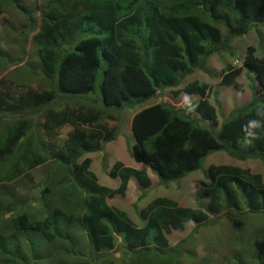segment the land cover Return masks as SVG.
I'll return each instance as SVG.
<instances>
[{"label":"trees","instance_id":"1","mask_svg":"<svg viewBox=\"0 0 264 264\" xmlns=\"http://www.w3.org/2000/svg\"><path fill=\"white\" fill-rule=\"evenodd\" d=\"M0 7L19 11L28 23L14 62L21 66L26 59V68L20 78L0 79V228L9 229V238L0 240L2 264H26L23 243L32 255L28 264L51 258L60 264H116L118 248L121 264H193L186 241L171 246L167 235L187 222L216 227L227 214L242 228V238L234 235L245 247L243 223L264 217L262 175L211 165L206 207L185 208L159 197L139 212L145 222L140 228L107 200L124 195L131 178L148 195L147 172L121 162L110 169L104 159L103 168L120 181L110 190L91 172L87 156H105L121 134L126 109L171 89L199 99L184 109L162 100L131 119V155L163 186L204 171L213 153L264 165V35L262 56L249 46L243 60L247 77L256 74L252 99L221 124L222 103L212 85L193 81L177 90L198 73L215 79L211 57H237L235 39L264 27V0H49L31 7L0 0ZM29 36L35 62L25 53ZM7 54L0 47V66L13 64ZM221 72V85L242 91L240 68L227 65ZM37 168L43 169L41 181L28 193L4 188L21 181L15 185L21 189ZM249 242L251 249L233 253L226 264H264V233L254 231ZM198 264L211 261L204 257Z\"/></svg>","mask_w":264,"mask_h":264},{"label":"rangeland","instance_id":"2","mask_svg":"<svg viewBox=\"0 0 264 264\" xmlns=\"http://www.w3.org/2000/svg\"><path fill=\"white\" fill-rule=\"evenodd\" d=\"M47 1L49 0H22V3L27 7H31L43 5ZM0 8V47L3 50H6L8 52L7 55H9V58L13 60V64L9 63L8 65L5 64L0 66V79L20 78V72L26 68V59L23 63L24 65L22 64L23 66H17L14 62L20 54L18 53V48L21 47L22 44V37L20 33L23 29H25V26L28 23L24 15L19 11L10 7H5L4 9H2V7ZM260 34L264 35L263 26H259V28L256 30H252L243 38L238 37L240 43L239 47L237 48V57L233 60L232 58H230L231 60L227 58L230 61L229 63L235 62L236 64H228V61L222 62L221 64V67H223L222 70H224L227 65H232L242 70L241 75L238 78V84L240 87H242V91L220 84L219 76L221 75L222 70L217 67V63L214 65L213 61L217 57L221 58L224 56L215 55L214 58L211 59V68L209 67V69L213 71L214 75H216V78L212 79L211 77L207 76V79L211 81L210 85H212L213 90L219 92L220 95L219 98L222 103V109L220 110L218 117L220 124L222 123L223 119L228 116L233 108L245 105L252 99L251 87L253 85L252 81H255L256 79V74L252 72L251 77H247L248 70L243 65V60L246 55V49L249 46H252L255 49V55L257 57L263 54V37H261ZM24 44L27 58L32 59L34 62L37 61V56L34 50L35 46L30 36L28 41ZM33 67L35 70H38L36 66ZM187 84H189V82L184 80L183 85L177 90ZM174 91L175 90L167 89L164 91L162 98L157 96L142 106H137L133 109H126L124 112V122L121 129V134L117 141L106 146L105 156L102 153H94L87 156V158L91 160V172L97 176L102 186H105L110 190L118 189L120 181L119 179L111 178L108 170L103 168L104 159L110 165V169L115 163L121 162L126 167L144 170L147 172L149 178L151 179V186L148 190V195L142 196L145 191L139 186L134 178H131V182L129 181L130 184H128L127 191L124 195L115 194L112 198H108L107 200L109 206L125 212L134 222V224L140 228L144 227L145 222L141 220L139 212L159 197H168L177 202L181 207L185 208L196 209L200 206V204H202L203 207H206L207 200L203 196V191L205 184L209 183L206 176V171L211 165H232L242 169H249L255 174L262 175L264 179V165L260 161H238L229 157L224 152L213 153L211 156H209L205 162L204 171L191 173L180 183H172L169 186H163L159 182V179L155 173L152 172L149 167L136 162L131 155V149L135 143V139L131 132L132 117L142 108L156 104L162 100L167 101V103H171L177 108L184 109L190 107L193 102L195 103L199 99L198 96H185L184 94L176 96L173 93ZM201 122L202 124H207L206 122ZM42 174L43 169L37 168L31 172V177L28 180H24V186L21 189L16 188L15 186L17 185L16 183H20L21 181L12 184L10 183L4 188L6 190L15 192V194L23 195L24 193H28L32 187L40 183ZM30 179L32 181H30ZM40 204L41 203L38 202L37 205ZM224 216L225 218L220 221L219 225L213 228L205 227L199 229L193 222H187L183 229L174 230L171 234L167 235L169 244L171 246H175L181 241H186L185 249L193 255V264H198L204 257L210 259L211 264H226V259L231 257L233 253L241 251L242 248H252V244L249 242L250 236H252L253 232L256 230H258L260 234L264 233V217L262 214L258 216H250L251 219L246 224L243 223L244 237L242 245L245 247H241L239 241L236 243L234 233L237 235L239 234L240 238H242V228L240 229L239 226L235 225L236 222L234 223V214H227ZM7 230H9L8 227L0 228V234L2 233L4 235L2 238H0V240L3 242L5 241L6 237L9 238V236H5L8 234ZM82 244L81 249L83 253H85L86 248L84 249V243ZM22 250L25 252L27 259L26 264H28L32 255L29 252L27 244H22ZM118 250L115 251L116 253L113 256H115L117 259L116 264H121L123 261V256L120 255ZM120 250H122V248H120ZM51 251L54 250L49 249L48 252L51 254ZM184 259H187L186 256ZM53 262L54 261L51 258L48 260V262H39L37 264H60L59 262ZM0 264H2L1 257ZM189 264H191L190 260Z\"/></svg>","mask_w":264,"mask_h":264},{"label":"crops","instance_id":"3","mask_svg":"<svg viewBox=\"0 0 264 264\" xmlns=\"http://www.w3.org/2000/svg\"><path fill=\"white\" fill-rule=\"evenodd\" d=\"M240 38H243V37H240ZM239 43H240V41H239V38H236L235 39V41H234V45H235V47L236 48H238L239 47ZM224 57H217L214 61H213V64L215 65V63H217V67L220 69V70H222V68L223 67H221V64H222V62H227L228 61V64H236L235 62H233V63H229L230 61H229V59H230V57L228 56V55H223ZM262 56V55H261ZM261 56H259V58L261 57ZM212 58H214V56L213 57H211L209 60H208V67H210L211 68V64H210V62H211V59ZM227 58H229V59H227ZM231 60V59H230ZM233 60V59H232ZM187 82H189V83H191V82H193V81H199V82H201V83H206V84H211V81H209L208 79H207V76L205 75V74H202V73H198V74H196V75H192V76H190V77H187L186 79H185ZM131 182V181H130ZM130 182H129V184H130Z\"/></svg>","mask_w":264,"mask_h":264},{"label":"clouds","instance_id":"4","mask_svg":"<svg viewBox=\"0 0 264 264\" xmlns=\"http://www.w3.org/2000/svg\"><path fill=\"white\" fill-rule=\"evenodd\" d=\"M250 124H255V121L250 122Z\"/></svg>","mask_w":264,"mask_h":264}]
</instances>
